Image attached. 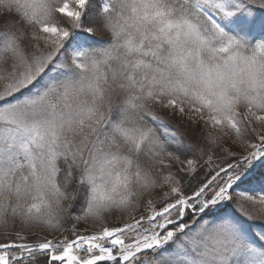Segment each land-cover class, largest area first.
Masks as SVG:
<instances>
[{"label": "snow or ice", "instance_id": "snow-or-ice-1", "mask_svg": "<svg viewBox=\"0 0 264 264\" xmlns=\"http://www.w3.org/2000/svg\"><path fill=\"white\" fill-rule=\"evenodd\" d=\"M261 12L0 0V264H264Z\"/></svg>", "mask_w": 264, "mask_h": 264}, {"label": "rangeland", "instance_id": "rangeland-1", "mask_svg": "<svg viewBox=\"0 0 264 264\" xmlns=\"http://www.w3.org/2000/svg\"><path fill=\"white\" fill-rule=\"evenodd\" d=\"M216 19L219 20L220 18L217 16ZM254 35H256L257 37H259V36L264 35V34L257 32V33H254Z\"/></svg>", "mask_w": 264, "mask_h": 264}, {"label": "trees", "instance_id": "trees-1", "mask_svg": "<svg viewBox=\"0 0 264 264\" xmlns=\"http://www.w3.org/2000/svg\"><path fill=\"white\" fill-rule=\"evenodd\" d=\"M258 16H264V12L258 13Z\"/></svg>", "mask_w": 264, "mask_h": 264}]
</instances>
